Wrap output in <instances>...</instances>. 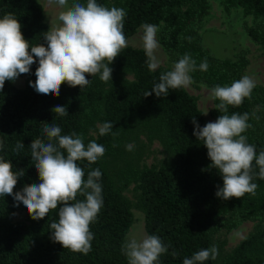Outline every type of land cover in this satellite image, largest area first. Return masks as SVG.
I'll use <instances>...</instances> for the list:
<instances>
[{"label":"trees","instance_id":"obj_1","mask_svg":"<svg viewBox=\"0 0 264 264\" xmlns=\"http://www.w3.org/2000/svg\"><path fill=\"white\" fill-rule=\"evenodd\" d=\"M224 10L238 6L244 15L251 16L245 32L249 38L264 46V0H218ZM86 4V0H80ZM106 7L126 11L123 32L130 36L141 24L158 26V41L173 61L185 53L195 59L197 66L207 60V71L191 72L192 80L209 88L230 85L242 77L247 64L244 54L234 58L217 57L203 47L191 27L206 13L208 0H96ZM11 13L21 24V33L29 46L46 42L48 31L42 21V7L38 0H0V18ZM35 59V58H34ZM107 63V61H105ZM38 60L30 72L21 74L23 85L16 87L5 81L0 90V157L9 160L13 171L24 170L18 177L15 191L25 184L39 183L38 173L31 159L32 140L47 141L45 124L61 128V135L76 132L85 145L95 141L105 153L95 163L77 161L87 173L99 169L103 206L89 225L93 234L91 250L87 254L63 248L51 239L49 224L58 220V209L50 210L42 219H32L22 203L13 196H0V264H127L121 246L131 223V206L143 214L146 235L161 238L167 251L158 264H183L194 252L220 248L224 239L216 234L226 232L240 219H253L264 211V179L259 178L253 161L255 195L245 193L240 198L221 199L215 195L223 185L218 170L211 167L207 149L193 135V117L203 127L205 121L195 97L184 88L169 89L167 95L157 97L151 91L159 76L168 71L158 67L150 71L143 48L127 45L109 64L111 80L104 82L99 74H85L90 83L84 87L62 83L59 95L38 94L29 81H35ZM213 99L215 120L222 115ZM65 106L68 114L57 115L53 108ZM249 114L251 125L242 135L255 145L257 155L264 151V89L256 85L251 97L239 106H228L232 113ZM111 122L108 134L101 136L99 128ZM97 125L99 127H97ZM93 131L94 134L90 132ZM156 140L164 157L156 163L140 162L147 146ZM24 147L14 151L17 142ZM52 143H56L55 139ZM133 145L131 151L126 145ZM132 184L134 201L123 190ZM82 195L77 200H84ZM17 210H23L24 220H12ZM175 253L176 255H173ZM203 264H264V225L254 226L229 250L215 260Z\"/></svg>","mask_w":264,"mask_h":264},{"label":"clouds","instance_id":"obj_2","mask_svg":"<svg viewBox=\"0 0 264 264\" xmlns=\"http://www.w3.org/2000/svg\"><path fill=\"white\" fill-rule=\"evenodd\" d=\"M62 10L58 12L52 28L45 32L43 40L35 46H29L28 40L21 33V24L11 13L0 18V90L5 81H15L19 75L30 72V66L38 60L35 69V81H29L38 94L59 95L62 83L75 87H84L90 83L85 74L108 82L112 69L109 67L121 50L127 47L123 32L126 11L118 7H106L96 0H48ZM143 50L146 64L150 71L159 67L155 52L159 47L156 34L159 28L155 24H144ZM35 58V59H34ZM107 61V63H105ZM207 60L198 66L190 54L185 53L173 62L171 70L159 76L151 91L157 97L167 95L169 89L187 88L192 83L191 72L207 71ZM256 82L249 76H242L230 85H216L211 89L212 99L222 115L214 122H207L201 127L193 117V135L202 141L207 149L211 167L222 176L223 185L215 195L221 199L240 198L245 193L255 195L257 184L253 183V161L259 168L257 175L264 179V151L258 155L255 145L247 143L242 135L251 127L247 122L249 114L232 113L228 115V106H239L245 98H250ZM59 116L67 115L65 106H55ZM207 114V110L203 112ZM113 124L105 122L99 128L101 136L109 133ZM43 133L47 141H31V159L38 173L39 183L25 184L20 191H15L18 177L24 170L13 171L9 160L0 157V196H13L14 202L22 203L32 219H42L50 210L58 209V220L49 224L51 239L63 248L73 252L87 254L91 250L93 234L89 225L97 218L103 206L102 187L99 183V169L90 170L85 179L84 169L77 161L86 160L95 163L105 153L103 145L89 141L85 145L83 137L76 132L61 135V128L55 124H45ZM55 139L56 143H52ZM3 142L0 141V147ZM24 147L17 142L14 151ZM133 145H126L131 151ZM82 195L84 200H77ZM127 258V264H158L161 254L167 247L157 235H146L137 240H125L121 246ZM173 255H176L173 253ZM218 249L215 245L194 252L190 258L183 259V264H203L208 259L215 260Z\"/></svg>","mask_w":264,"mask_h":264},{"label":"rangeland","instance_id":"obj_3","mask_svg":"<svg viewBox=\"0 0 264 264\" xmlns=\"http://www.w3.org/2000/svg\"><path fill=\"white\" fill-rule=\"evenodd\" d=\"M42 7V21L50 30L56 20L57 14L62 9L55 4H49L48 0H38ZM72 0H69L71 3ZM251 23V16L244 15L241 8L238 6L232 7L229 10H224L218 0H208L206 13L196 19L191 27L195 31L199 43L207 48L210 53L217 57L234 58L237 54L242 53L247 59L246 67L242 76H249L256 85L264 89V46L253 42L245 32L246 25ZM139 25L136 30L126 38L127 45L143 48V26ZM156 40L158 36L156 34ZM159 47L155 52L160 64L159 67H166L171 70L173 60L169 54L163 49L159 43ZM24 77L18 76L12 84L16 87L23 85ZM189 94L193 95L198 108L206 122H214L215 118L212 114L213 99L210 96L212 88L200 82H195L184 88ZM207 110V114H203ZM97 127H99L97 125ZM94 134L93 131L90 132ZM164 157V152L160 144L154 140L147 146L140 162L149 165L156 163ZM132 184H129L123 190V194L131 201H134ZM132 220L125 233V239L136 238L142 239L146 236L143 226V214L135 206H131ZM12 220H24L25 214L23 210H17L11 217ZM264 225V211L253 219H240L232 228L226 232L216 234V239H224V243L218 249V256L233 245H235L243 236L247 234L254 226ZM217 256V257H218Z\"/></svg>","mask_w":264,"mask_h":264}]
</instances>
